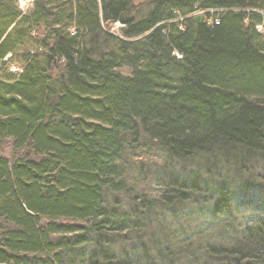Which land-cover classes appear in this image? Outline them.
Returning a JSON list of instances; mask_svg holds the SVG:
<instances>
[{"label": "trees", "instance_id": "obj_1", "mask_svg": "<svg viewBox=\"0 0 264 264\" xmlns=\"http://www.w3.org/2000/svg\"><path fill=\"white\" fill-rule=\"evenodd\" d=\"M18 1L0 264H264V0Z\"/></svg>", "mask_w": 264, "mask_h": 264}, {"label": "bare ground", "instance_id": "obj_2", "mask_svg": "<svg viewBox=\"0 0 264 264\" xmlns=\"http://www.w3.org/2000/svg\"><path fill=\"white\" fill-rule=\"evenodd\" d=\"M220 1V0H217ZM224 9H216V8H211V9H207V10H197L196 12L192 13L191 15H189L188 17H180L179 21H184L185 19L191 17L194 19L195 21V17L199 16V15H203L204 19L202 22H196V23H206L207 25H213V24H218L220 22V16L219 14L224 12ZM257 13H260L261 15L264 16V11H254ZM215 14V16H213L211 18V15ZM178 21V20H176ZM218 21V23H216ZM255 29L257 30V32L259 33H264V23H255L254 25ZM119 28V27H118ZM178 58H181V56H179Z\"/></svg>", "mask_w": 264, "mask_h": 264}, {"label": "built area", "instance_id": "obj_3", "mask_svg": "<svg viewBox=\"0 0 264 264\" xmlns=\"http://www.w3.org/2000/svg\"><path fill=\"white\" fill-rule=\"evenodd\" d=\"M34 0H19L18 1V6L22 13H26L33 5ZM218 23V21L216 22ZM179 57L180 55L177 54Z\"/></svg>", "mask_w": 264, "mask_h": 264}, {"label": "rangeland", "instance_id": "obj_4", "mask_svg": "<svg viewBox=\"0 0 264 264\" xmlns=\"http://www.w3.org/2000/svg\"><path fill=\"white\" fill-rule=\"evenodd\" d=\"M148 0H136V6H140V5H144L143 3H146ZM213 16H215V14H213V15H211V18L213 17ZM118 27H120V25L119 24H116V25H114L113 27H112V32L114 33H117L118 32ZM244 211H247L245 214H248V215H250V211H248L247 209H245V210H241V212L240 213H242L243 214V212ZM242 214H240L241 215V218H242ZM248 217V216H247Z\"/></svg>", "mask_w": 264, "mask_h": 264}, {"label": "water", "instance_id": "obj_5", "mask_svg": "<svg viewBox=\"0 0 264 264\" xmlns=\"http://www.w3.org/2000/svg\"><path fill=\"white\" fill-rule=\"evenodd\" d=\"M220 1H224V0H220ZM203 19H204L203 15H199V16L195 17L196 22H202Z\"/></svg>", "mask_w": 264, "mask_h": 264}]
</instances>
